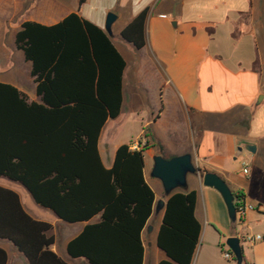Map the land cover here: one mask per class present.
Segmentation results:
<instances>
[{"label": "crops", "instance_id": "0c3cea01", "mask_svg": "<svg viewBox=\"0 0 264 264\" xmlns=\"http://www.w3.org/2000/svg\"><path fill=\"white\" fill-rule=\"evenodd\" d=\"M79 1L0 0V81L16 86L31 101L42 102L31 74L32 63L16 47L15 36L21 24L32 20L52 25L71 12H78L107 33L106 17L114 11L117 19L112 34H107L126 60V67L121 113L107 119L99 137L104 166L112 167L117 148L132 142H113L120 124L114 121L145 105L151 127L149 138L143 140L148 142L145 152L166 158L189 152L202 171L216 172L232 191H242L246 205H254L246 210L244 221L248 224L250 217L262 232L257 233L262 239L252 244L251 264H264V133L255 127L258 111L264 105V98L258 101L264 95V0H86L82 5ZM147 7L149 38L141 49L128 43L135 54L127 57L115 40L128 42L121 35L122 29ZM242 57L249 58L250 65L245 67ZM161 59L167 62V70ZM161 67L167 77L160 76ZM218 125L220 131L214 129ZM246 144H255L256 151L247 150ZM144 158V175L156 198L153 213L141 232L143 264H158L166 258L157 238L168 195L161 180L151 175L154 160L148 164ZM241 159L243 166L237 163ZM245 166L248 173L243 172ZM0 185L17 191L24 208L34 218L52 224L47 232L54 237L50 248L66 262L90 264L86 258L73 257L68 251L69 242L88 223L101 225L99 243L109 239L129 259L128 264L136 258L138 216L119 203L113 205L119 190L111 198L106 222L105 209L89 221L68 222L51 209L54 214L50 218L35 214L36 201L20 182ZM188 190L197 191L200 241L207 234L210 238L217 235L219 241L223 236H243L236 222L230 229L214 224L216 217L209 210L212 203L223 209V198L215 188L203 184L200 174L188 175ZM160 200L164 201L163 206L159 205ZM0 247L8 253V264H29L10 240L0 238Z\"/></svg>", "mask_w": 264, "mask_h": 264}, {"label": "trees", "instance_id": "16d2710c", "mask_svg": "<svg viewBox=\"0 0 264 264\" xmlns=\"http://www.w3.org/2000/svg\"><path fill=\"white\" fill-rule=\"evenodd\" d=\"M148 14L147 7L121 31L137 49L146 44ZM15 43L32 63L42 102L0 81V176L23 184L37 204L68 222L89 221L102 209L106 222L111 198L119 190L113 205L119 203L138 216V249L132 264H143L141 232L156 198L144 175L148 142L140 140L138 148L131 142L121 144L110 168L99 151L107 119L121 113L126 60L109 35L78 12L52 25L26 20ZM233 193L240 212L245 194ZM196 203V190L168 195L157 238L166 258L158 264H193L202 234ZM238 218L244 220L241 214ZM100 226L88 223L69 242L70 255L90 264H128L109 239L99 243ZM52 227L26 211L17 191L0 185V238L10 240L29 264H70L50 248L54 237L47 232ZM8 259L0 247V264H8Z\"/></svg>", "mask_w": 264, "mask_h": 264}, {"label": "rangeland", "instance_id": "374dc122", "mask_svg": "<svg viewBox=\"0 0 264 264\" xmlns=\"http://www.w3.org/2000/svg\"><path fill=\"white\" fill-rule=\"evenodd\" d=\"M117 26L118 25H116V27ZM148 38H149V33L146 29V39L148 40ZM115 41L118 47L125 53V55H127V57H128V54L130 53L132 55L135 54L134 53L135 51L128 44L129 42H125L123 41V39H119V38L116 39ZM241 59L245 67L250 65L248 61L249 58L242 57ZM161 60L164 64L163 65L164 68H166L167 70V65H166L167 62L164 61L163 59ZM160 76L167 77L162 67L160 68ZM147 113H148V109L146 108L145 105L142 104L141 106L138 107V109L136 108L134 110H131L127 114L125 113V115L122 116V118L119 121H114L120 124L118 126L116 133L113 135V142L115 141L126 142L130 140L132 141L131 143L133 144L139 140H142V141L147 140V137L149 138L150 131H151V127L147 123V120L149 117ZM257 115L258 116L255 121L256 131L264 133V105L260 107ZM214 129H218L220 131L221 126L220 125L214 126ZM145 157H146V162L148 164L152 163L153 156L149 151L145 152ZM237 163H239V166H243V163L245 162L244 160L241 159ZM0 184L12 185V184H17V182L9 179L8 177L0 176ZM222 202L224 204L223 209L220 208L217 204L212 203L211 209L209 211H212V213L215 215L216 222H214V224L217 225L218 228L224 227L225 229H230V227L232 226V221L229 217L228 209H227V206L224 200ZM35 204H36V209H34L33 211L35 214L38 213L40 217L50 218L51 214H54L49 208H45L41 205H38L37 203ZM252 215L254 217L255 213H250V216ZM247 219L249 221L248 223L249 225L246 224L244 220L242 221L239 218H237V222L235 224L237 230L243 235V236H240V238H241V241L244 247V253H245V263L244 264H247V262L251 263V261L253 260L252 244L249 242L243 241L244 238L246 236H256L257 233H262L260 232L261 230H259L260 226L256 222L250 221V217ZM227 238L228 237L223 236L219 241L217 235H215V237L210 238L209 234H207L205 236V239L202 238L200 241V244L198 246V249L194 257L193 264H237L234 255H231V257L229 258L226 257L225 255V252H230V248L226 244ZM20 255L25 260V257L22 254Z\"/></svg>", "mask_w": 264, "mask_h": 264}, {"label": "water", "instance_id": "95a60500", "mask_svg": "<svg viewBox=\"0 0 264 264\" xmlns=\"http://www.w3.org/2000/svg\"><path fill=\"white\" fill-rule=\"evenodd\" d=\"M117 19V14L110 11L106 17L105 29L109 35L112 34V25ZM264 95H260L258 101H262ZM245 148L251 152L256 151L255 144H246ZM154 164L151 175L161 180L166 195H170L177 190L188 189V175L200 174L202 182L206 186L215 188L222 196L229 213V217L233 223L237 222L238 210L235 203V195L225 179L218 173L213 171H202L195 162L191 153H184L166 158L161 154L153 157ZM164 201L160 200L159 205L163 206ZM226 244L233 253L237 264L245 263L244 247L240 236L231 235L227 238Z\"/></svg>", "mask_w": 264, "mask_h": 264}, {"label": "built area", "instance_id": "2783aa9c", "mask_svg": "<svg viewBox=\"0 0 264 264\" xmlns=\"http://www.w3.org/2000/svg\"><path fill=\"white\" fill-rule=\"evenodd\" d=\"M140 146V143L139 142H135V143H133L132 144V147L133 148H138ZM243 172L244 173H248L249 172V170H248V167L247 166H245L244 168H243ZM248 208H253V206L252 205H246V203L240 208V212L238 211V216L241 214L242 216H244L245 215V213H246V210L248 209ZM259 239H262V236L261 235H257V236H246L245 238H244V240L243 241H246V242H249V243H251V244H253V243H255L257 240H259ZM225 255H226V257H231V253L230 252H225Z\"/></svg>", "mask_w": 264, "mask_h": 264}]
</instances>
